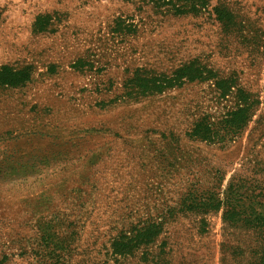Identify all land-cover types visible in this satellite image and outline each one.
<instances>
[{
  "label": "rangeland",
  "instance_id": "374dc122",
  "mask_svg": "<svg viewBox=\"0 0 264 264\" xmlns=\"http://www.w3.org/2000/svg\"><path fill=\"white\" fill-rule=\"evenodd\" d=\"M197 62L260 95L224 150L187 137L208 83L129 95ZM221 179L264 206V0H0V264H252L258 230L185 207Z\"/></svg>",
  "mask_w": 264,
  "mask_h": 264
},
{
  "label": "trees",
  "instance_id": "16d2710c",
  "mask_svg": "<svg viewBox=\"0 0 264 264\" xmlns=\"http://www.w3.org/2000/svg\"><path fill=\"white\" fill-rule=\"evenodd\" d=\"M183 7L177 11L183 14L188 13L189 5H183ZM223 8L225 10L222 13L217 10L213 15L222 29L231 33L240 23L237 22L232 10V12L226 10L229 9L228 6L224 5ZM169 11L171 13V10ZM11 75L3 84L14 86L21 81L15 74ZM134 76L131 81L133 88L129 92L131 97L135 95L134 101L147 96L163 95L173 88L194 82L208 83L216 94L219 104L226 102L227 105L218 115L211 113L199 118L187 133V137L192 141L215 145L222 150L227 149L239 139L246 127L253 121L262 104L260 95L241 86L237 77L222 78L217 76L214 70L201 66L198 62L197 69L194 63L184 64L170 79L165 75L163 79L151 78L150 74L143 69L137 70ZM217 183L213 189L206 187L199 188L195 190L196 192L194 190L189 192L188 196H191V199L186 201L185 207L202 215L222 210L225 222L258 230L263 235L262 247L258 252V258L252 264H264V206L260 204L262 209L256 210L252 206L249 189L241 184L231 182L222 192L223 179Z\"/></svg>",
  "mask_w": 264,
  "mask_h": 264
}]
</instances>
